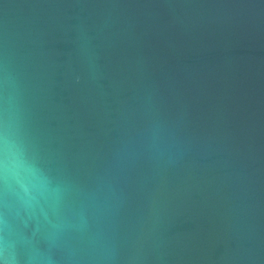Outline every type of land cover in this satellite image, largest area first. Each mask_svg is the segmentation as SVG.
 Returning <instances> with one entry per match:
<instances>
[{
  "label": "water",
  "instance_id": "water-1",
  "mask_svg": "<svg viewBox=\"0 0 264 264\" xmlns=\"http://www.w3.org/2000/svg\"><path fill=\"white\" fill-rule=\"evenodd\" d=\"M0 264H264V58L221 0H0Z\"/></svg>",
  "mask_w": 264,
  "mask_h": 264
}]
</instances>
